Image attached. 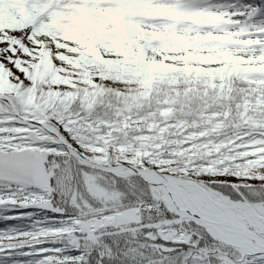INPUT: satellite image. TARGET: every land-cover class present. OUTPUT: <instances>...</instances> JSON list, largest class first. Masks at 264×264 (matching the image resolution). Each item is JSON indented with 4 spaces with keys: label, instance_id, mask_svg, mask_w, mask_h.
Returning a JSON list of instances; mask_svg holds the SVG:
<instances>
[{
    "label": "snow or ice",
    "instance_id": "obj_1",
    "mask_svg": "<svg viewBox=\"0 0 264 264\" xmlns=\"http://www.w3.org/2000/svg\"><path fill=\"white\" fill-rule=\"evenodd\" d=\"M0 264H264V0H0Z\"/></svg>",
    "mask_w": 264,
    "mask_h": 264
}]
</instances>
